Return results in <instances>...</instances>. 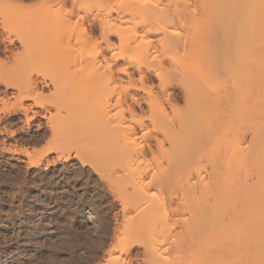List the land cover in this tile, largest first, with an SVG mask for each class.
Instances as JSON below:
<instances>
[{"label": "bare ground", "instance_id": "bare-ground-1", "mask_svg": "<svg viewBox=\"0 0 264 264\" xmlns=\"http://www.w3.org/2000/svg\"><path fill=\"white\" fill-rule=\"evenodd\" d=\"M76 1L73 15L83 9ZM91 1L104 9L85 33L97 28L100 39L90 42L86 56L63 62L65 72H82L83 92H95L87 108L104 106L103 121L116 122L107 131L101 121L99 134L119 138L112 163L130 170L123 188H131L124 189L131 199L118 236L125 255L114 264L130 262L133 243L141 246L138 264H264V0ZM38 32L30 47L50 38L49 30ZM29 76L26 98L56 83ZM53 100L36 102L41 111L32 118H46L56 130L66 116L51 109L72 99ZM137 110L148 113V122L135 123L146 147L134 124H121ZM144 174L149 180L141 182ZM156 185L164 187L161 197Z\"/></svg>", "mask_w": 264, "mask_h": 264}, {"label": "rangeland", "instance_id": "rangeland-1", "mask_svg": "<svg viewBox=\"0 0 264 264\" xmlns=\"http://www.w3.org/2000/svg\"><path fill=\"white\" fill-rule=\"evenodd\" d=\"M65 1L0 0V264H114L115 256L125 255L120 251L122 242L118 236L126 214L125 199H131L127 191L130 187L123 188L130 170L126 165L112 163L116 162V156L111 149L119 138L105 140L98 128L102 121L101 126L109 131L116 122L108 125L103 121L104 106L90 104L87 108L95 92H83L79 83L82 72L73 76L66 67L70 74L67 75L64 63L68 56H86L90 42L99 41L97 28L90 37L85 31L104 6L91 0L93 4L75 0L80 5L75 6L83 9L73 15L69 10L74 0H67L66 4ZM86 4L91 7L87 8ZM45 30L50 32L48 42L30 47L36 33ZM28 76L39 79L45 76L47 82L53 78L56 83L44 89L39 87L41 91L38 88L32 92L34 97L26 98L25 95L31 96L29 88L27 92L23 89ZM67 78L70 81L66 82ZM18 88L22 89L21 93ZM51 96L72 99L64 108L51 109L55 115L60 112L66 116L57 126L63 132L60 135L59 130L57 134V129H49L46 118H32L34 111H41L36 102L53 100ZM66 108L74 109L72 116ZM137 111L135 115L127 113L125 123L121 124L131 123L136 127L148 122V113ZM39 122H42L40 126ZM136 128L137 142L146 147L148 139L141 128ZM24 148L29 151L27 156ZM31 159L38 163L30 164ZM108 163L112 167L105 166ZM149 176L144 174L140 181L149 180ZM161 187H154L160 197L164 188ZM99 221L103 226L97 228ZM130 246L126 253L130 256L128 264L140 263L141 246L137 243Z\"/></svg>", "mask_w": 264, "mask_h": 264}, {"label": "snow or ice", "instance_id": "snow-or-ice-1", "mask_svg": "<svg viewBox=\"0 0 264 264\" xmlns=\"http://www.w3.org/2000/svg\"><path fill=\"white\" fill-rule=\"evenodd\" d=\"M121 71H124V69H121Z\"/></svg>", "mask_w": 264, "mask_h": 264}]
</instances>
